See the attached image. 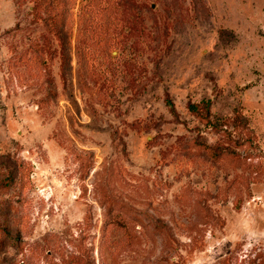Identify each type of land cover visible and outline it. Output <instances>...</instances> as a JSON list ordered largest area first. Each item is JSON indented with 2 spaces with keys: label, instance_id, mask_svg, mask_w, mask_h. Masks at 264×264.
<instances>
[{
  "label": "rangeland",
  "instance_id": "374dc122",
  "mask_svg": "<svg viewBox=\"0 0 264 264\" xmlns=\"http://www.w3.org/2000/svg\"><path fill=\"white\" fill-rule=\"evenodd\" d=\"M0 264H264V0H0Z\"/></svg>",
  "mask_w": 264,
  "mask_h": 264
},
{
  "label": "trees",
  "instance_id": "16d2710c",
  "mask_svg": "<svg viewBox=\"0 0 264 264\" xmlns=\"http://www.w3.org/2000/svg\"><path fill=\"white\" fill-rule=\"evenodd\" d=\"M205 106H206V109H207L208 104H205ZM190 109L193 110L194 112H197V109L194 106H191Z\"/></svg>",
  "mask_w": 264,
  "mask_h": 264
}]
</instances>
